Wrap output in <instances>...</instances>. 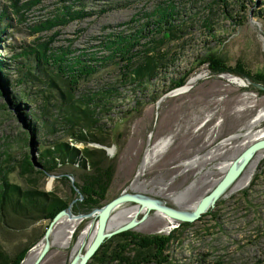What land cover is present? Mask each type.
<instances>
[{
  "label": "rangeland",
  "instance_id": "rangeland-1",
  "mask_svg": "<svg viewBox=\"0 0 264 264\" xmlns=\"http://www.w3.org/2000/svg\"><path fill=\"white\" fill-rule=\"evenodd\" d=\"M35 1L0 0V12H7L1 21V27L7 28L0 34V60L5 64L12 65L14 56L37 39L41 42L52 39L53 48L68 49L72 55L88 52L93 54L89 59L96 57V53L101 56L103 53L94 48L101 39L112 32H134L145 22L155 20L146 16L162 7L175 11L173 22L182 29L180 38L164 44L163 51L175 60L158 80L144 92L119 83L118 105L102 119L101 129L111 134L109 149H113L107 161L114 164L108 201L124 193L140 194L158 199L171 208L192 212L221 180L229 165L253 142L264 139V90L261 89L264 88V0H243V4L235 0L226 3L42 0L39 4ZM68 5L84 8L93 15L49 32H32V26L58 15ZM13 6L24 7L21 10L24 21H19ZM207 18L208 27L204 23ZM210 48L218 51L217 57L212 62H202ZM11 70L8 73L16 79ZM0 72L1 81L6 68H0ZM126 72L112 66L94 78L80 81L77 97L94 95L104 83L116 85ZM182 78L184 85L172 89L173 83ZM36 85L39 88V83ZM6 86L0 82V165H8L5 155L8 151L12 155L9 166L16 169L10 175L12 183L24 188L36 185L68 203L73 201L69 205L72 214L82 215L79 212H82L83 197L75 187L76 179L70 167L61 168L67 179L38 174L26 179L20 175L17 164L26 154L32 157L31 150L41 162L42 149L53 141H68L67 126L60 123L65 100L51 89L54 94L51 101L57 102L48 108L58 120L56 130L45 137L36 134L33 138L37 143H34L31 135L26 138L23 133L29 121L32 122L29 109L34 106L18 98L13 85ZM40 87L46 89L43 83ZM36 88L29 92L34 93ZM44 93L37 95L41 102ZM136 99L141 106H135ZM122 115L126 118L121 119ZM149 150L154 151L148 158ZM138 206L127 203L114 211L108 230L112 232L132 219L139 221L147 211L136 217ZM158 213L151 212L130 231L141 235L173 233L175 238L166 251L168 264H264V150L254 156L237 181L199 221L184 226ZM13 221L9 224L15 226ZM96 225V217L65 216L53 228L50 249L40 264H69L76 255L84 253L94 230L96 234ZM47 226L48 222L28 228L4 226L0 231V256L12 258L26 243L37 239ZM84 233L89 234L84 237ZM44 245L45 239H42L21 264H35Z\"/></svg>",
  "mask_w": 264,
  "mask_h": 264
},
{
  "label": "trees",
  "instance_id": "trees-1",
  "mask_svg": "<svg viewBox=\"0 0 264 264\" xmlns=\"http://www.w3.org/2000/svg\"><path fill=\"white\" fill-rule=\"evenodd\" d=\"M227 1L214 0L215 3ZM41 2L42 0L35 1L36 4ZM241 7L246 10L245 5ZM13 8L19 21H24L25 15L21 11L24 7L13 6ZM212 8L210 7L209 10L211 13H213ZM174 12L170 7H162L152 15L146 16L155 20L145 22V25L134 32L131 31L129 34L112 32L106 35L94 47L97 49L96 52L100 51L103 55L99 56V53H96V57L91 59L88 56L93 54L88 52L72 55L68 49L53 48L52 39L42 42L37 39L34 43L25 46L20 55L14 56L12 65L0 60V68L2 70L6 68L7 71L3 74L4 80L0 81L1 84L13 85V89L18 92V98L34 106V109H29L32 122L29 121L28 129L23 132L26 138L30 135L33 138L36 134L45 137L56 130L55 125L58 120L56 116L53 117V113H49L50 108H48L57 102L51 101L54 98V94L50 92L51 89L58 91L65 100L60 123L67 126L68 141H53L52 145L42 149L39 155L41 162L37 161L40 168L34 165L32 157L26 154L24 159L17 163L21 176L30 179L34 178L35 174L43 177L54 175L58 180H61L60 177L67 179L65 174L61 173V168L70 167L76 179L75 187L84 201L81 204L80 214H89L110 202L107 200V192L113 179L114 164L107 163L109 157L106 148L110 147L111 134L101 129L102 119L116 109L117 101L121 98V93L118 92L121 86L133 88V91H148L152 82L158 80L173 63L175 59H172L173 57L171 58L167 52L165 53L163 48L167 41L180 38L179 33L182 29L173 22ZM225 14L233 19L232 15ZM6 15L5 10L0 12V34L7 28V26L1 27V21L6 18ZM92 15L93 12H86L84 8L74 9L68 5L64 6L63 11L58 15L46 21H40L31 29L34 34L49 32L56 27H64L73 21L83 20ZM209 21L208 18L205 20L206 27L209 26ZM217 54L218 51H214L213 48L208 49L202 62H212ZM16 58L20 60L17 61ZM112 66L120 71L121 69L127 71L116 85L104 83L94 95L84 94L77 97L80 81L94 78ZM9 69L14 70L16 79H12L11 73H8ZM183 80L185 79L175 81L172 89L183 86L185 83ZM37 83L39 88H36ZM41 83L49 90L48 93L44 91L46 89L40 87ZM33 87L36 88L35 92H29L33 90ZM40 93H44L42 102L37 96ZM134 101L136 107L141 106L139 100ZM122 117L121 119H124L126 115ZM33 140L37 143L34 138ZM78 145H82L83 148L79 149ZM5 155L8 158V165H0V231L5 228L4 226L28 228L39 222H48L49 226L53 219L63 210H67L73 201L68 203L52 192L41 190L36 185L24 188L12 183L10 175L16 169L13 165L9 166L12 155L8 151ZM13 161L15 162L14 159ZM76 175L79 177L78 182ZM32 183L35 184V181ZM78 198L77 194L76 199ZM10 220H14L15 226L9 224ZM191 224L182 223L181 225ZM46 230L34 241L26 243L12 258L3 259L0 256V264H21L26 254L44 239ZM174 238L173 233L164 236L141 235L127 231L105 241L88 264H168L166 251Z\"/></svg>",
  "mask_w": 264,
  "mask_h": 264
},
{
  "label": "water",
  "instance_id": "water-1",
  "mask_svg": "<svg viewBox=\"0 0 264 264\" xmlns=\"http://www.w3.org/2000/svg\"><path fill=\"white\" fill-rule=\"evenodd\" d=\"M261 89L264 90L263 87ZM23 127L25 128L26 125H23ZM263 149L264 139L258 140L249 145L241 153V155L229 165L221 180L216 184V186L208 195L204 196L197 203L195 209L192 212L180 211L165 205L162 201L158 199L131 193H124L120 195L119 197L108 202L102 208L93 210V212L88 215L74 216L71 212V207H69L67 210H63L53 219L48 229L46 230L44 237L45 245L35 264H40L47 255L50 249L49 238L52 233V230L57 224L61 222V220L65 216L69 218L78 219H86L90 217L97 218L95 237L86 247L84 253L76 255L69 264H88L98 252L100 247L105 243V241L111 239L116 235L134 229L138 224L147 219L151 212H159L169 217L170 219L177 220L182 223H195L199 221L204 214H206L209 210L215 207L217 201L228 191V189L235 183V181H237V179L241 176L246 167L250 164L256 153ZM106 151L107 153H109V151L112 153L113 149L106 148ZM33 154L34 151L31 150L32 162L34 165L38 166L37 160L34 158ZM38 167L40 168V166ZM127 203L137 204L141 208H146L147 212L139 221L137 219H132L125 225L110 232L108 230V226L112 214L122 205Z\"/></svg>",
  "mask_w": 264,
  "mask_h": 264
},
{
  "label": "bare ground",
  "instance_id": "bare-ground-1",
  "mask_svg": "<svg viewBox=\"0 0 264 264\" xmlns=\"http://www.w3.org/2000/svg\"><path fill=\"white\" fill-rule=\"evenodd\" d=\"M260 140H263V138L260 139ZM255 142H256V141H255ZM253 143H254V142H253ZM154 150H156V149H154ZM154 150H153V151H154ZM263 150H264V149H263ZM153 151H152V152H153ZM260 151H261V150H260ZM152 152H151V150H149V152H148V154H147V157H148V158L153 154ZM258 152H259V151H258ZM258 152H257V153H258ZM257 153H256V154H257ZM222 169H223V168H222ZM235 182H236V181H235ZM137 210H138V211L136 212V217H138L141 213L147 211L146 208H141L140 206L137 207ZM158 214H160V215H162V216H164V217H167V216H165V215H163V214H161V213H158ZM87 234H89V233H84V237H86ZM91 236H92V239L95 237V230H94V232H92V235H91Z\"/></svg>",
  "mask_w": 264,
  "mask_h": 264
}]
</instances>
